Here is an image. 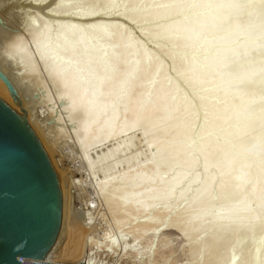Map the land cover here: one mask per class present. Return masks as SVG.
<instances>
[{
    "label": "bare ground",
    "instance_id": "6f19581e",
    "mask_svg": "<svg viewBox=\"0 0 264 264\" xmlns=\"http://www.w3.org/2000/svg\"><path fill=\"white\" fill-rule=\"evenodd\" d=\"M55 4L25 21L35 58L18 35L0 43L19 108L23 92L51 83L84 165L101 173L98 192L134 241L161 220L192 238L190 260L206 252L199 264H264V0ZM130 20L142 25L134 34ZM0 99L17 104L1 78ZM135 130L145 158L124 154Z\"/></svg>",
    "mask_w": 264,
    "mask_h": 264
},
{
    "label": "rangeland",
    "instance_id": "374dc122",
    "mask_svg": "<svg viewBox=\"0 0 264 264\" xmlns=\"http://www.w3.org/2000/svg\"><path fill=\"white\" fill-rule=\"evenodd\" d=\"M15 1H17V4ZM59 1L61 0H48L47 2H43L41 0H0V43L3 44V42L6 40L8 41L10 37L18 35V37L22 39L23 43L29 47V50L32 53L31 41L25 27L26 19L29 17V19L37 18L41 12L40 8L43 7L45 11L50 10L51 6H55V3H58ZM53 3L55 5H52ZM91 6L94 7V4L87 5V7ZM38 12L39 14L37 15ZM112 12L116 13L113 10ZM54 20L55 19H53V21ZM141 26L140 22H136V20L129 21L131 33H133L132 31H134V33L137 32V28L140 29ZM3 38L6 39L4 40ZM1 44L0 50L2 49ZM153 44L154 40L152 38H148L146 40L145 45L147 48H153ZM33 54H35V52L32 53V55ZM35 56L33 55L34 58ZM43 80L44 81H42V83H44L42 86H32L34 88L30 87V90L23 92L25 95L22 94L21 101H24L25 103L23 102L24 108H21L22 110L19 108V112L27 126L31 129L32 134L37 139L40 146L54 158L61 171L67 204L68 220L69 218H74L79 221L69 225L67 244L68 251L66 252L68 253L70 251L72 254L75 250L78 254L82 253L83 258L85 257L84 260L86 264L87 262H89V264H192L193 262L194 264L193 260H197L196 258L201 255L198 258V261H196L197 264H199L200 260L206 258V252H204L205 254L203 253L204 255H202L203 251L200 254H197V248L195 251L196 253L194 254L196 257L192 256L194 259L192 258L190 260L189 241L192 238H187L188 236L179 234L165 226V224H161V220L156 221L154 223L155 225L153 224L150 228L148 227V229L143 233V236L139 239L136 238L137 240L135 239V241L133 240V236L130 235L131 231L128 222H124V219L121 217V222H124L122 227L121 225L123 223L118 225L114 222V219L117 217V215H115L116 212L114 211V208L107 204V202L105 203V198L101 196L97 189V181L100 179L101 173L91 172L84 165L83 154L75 145L74 135L72 134L70 130L71 128L64 116L60 101L56 100L57 98L54 94L55 92L53 91L54 88H52V85H50L51 83L45 77ZM46 94L49 97L47 101L48 103L41 101L42 97ZM58 122L63 128L62 130L65 132V136L62 134L59 136L58 130L56 131L55 127H53L58 124ZM31 123H34L33 125H35V128ZM54 123L56 124L54 125ZM37 126L39 130L36 128ZM56 132H58V134ZM130 135L135 139L136 143L135 146H132L134 148L131 147L127 150L128 154L126 151L124 154L129 155L134 152H138L141 149V152H144V147L142 146L143 144L140 138L141 136L138 131H132L128 134V137ZM109 144L110 143L106 146L108 147ZM105 147L103 146L102 148ZM143 157H146L145 152L142 153L141 158ZM180 205L181 204H174L173 206L178 208ZM79 217H82L83 220ZM136 217L138 216H135L133 221L136 220L137 222L141 219L140 217L136 219ZM162 226L165 227L162 228ZM110 240L111 243H108V245L107 242ZM113 242L114 246H111ZM198 242L200 241H196V244L198 245L195 244V246H199L200 248L203 242ZM126 245L127 247L131 246L132 251L125 252L124 250ZM248 245L250 246L248 243L244 245L246 249L249 247ZM229 247L230 246L228 245L227 249L224 246L223 249L226 248L225 251H227L230 250ZM245 247L243 248L242 246V249H245ZM71 248L72 251L70 250ZM202 256L203 258H201ZM222 257L225 260V258H227V254ZM189 261L191 263H189ZM56 262L74 263L67 256L65 258V262Z\"/></svg>",
    "mask_w": 264,
    "mask_h": 264
},
{
    "label": "water",
    "instance_id": "95a60500",
    "mask_svg": "<svg viewBox=\"0 0 264 264\" xmlns=\"http://www.w3.org/2000/svg\"><path fill=\"white\" fill-rule=\"evenodd\" d=\"M0 78L17 102L8 106L0 99V264H71L36 260L65 261L64 185L56 161L21 117L16 89L1 69Z\"/></svg>",
    "mask_w": 264,
    "mask_h": 264
}]
</instances>
